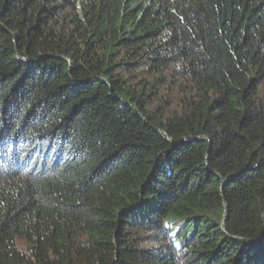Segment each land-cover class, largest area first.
Here are the masks:
<instances>
[{"label": "trees", "instance_id": "trees-1", "mask_svg": "<svg viewBox=\"0 0 264 264\" xmlns=\"http://www.w3.org/2000/svg\"><path fill=\"white\" fill-rule=\"evenodd\" d=\"M0 264H264V0H0Z\"/></svg>", "mask_w": 264, "mask_h": 264}]
</instances>
